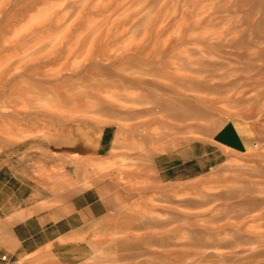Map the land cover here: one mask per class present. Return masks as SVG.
I'll return each instance as SVG.
<instances>
[{
	"label": "rangeland",
	"instance_id": "obj_1",
	"mask_svg": "<svg viewBox=\"0 0 264 264\" xmlns=\"http://www.w3.org/2000/svg\"><path fill=\"white\" fill-rule=\"evenodd\" d=\"M0 194L91 208L79 264H264V0H0Z\"/></svg>",
	"mask_w": 264,
	"mask_h": 264
},
{
	"label": "crops",
	"instance_id": "obj_2",
	"mask_svg": "<svg viewBox=\"0 0 264 264\" xmlns=\"http://www.w3.org/2000/svg\"><path fill=\"white\" fill-rule=\"evenodd\" d=\"M204 145L222 155L246 151L249 143L227 123ZM1 195L0 200L4 199ZM82 212L89 218L78 223L79 214L72 202L63 205L55 199H27L15 204L14 196H7L0 204V259L4 257L6 264L78 263L84 254H91L90 246L77 244L83 243L82 234L92 229L95 220L91 208Z\"/></svg>",
	"mask_w": 264,
	"mask_h": 264
},
{
	"label": "built area",
	"instance_id": "obj_3",
	"mask_svg": "<svg viewBox=\"0 0 264 264\" xmlns=\"http://www.w3.org/2000/svg\"><path fill=\"white\" fill-rule=\"evenodd\" d=\"M0 264H6V260H5L4 257H2V258L0 259Z\"/></svg>",
	"mask_w": 264,
	"mask_h": 264
}]
</instances>
